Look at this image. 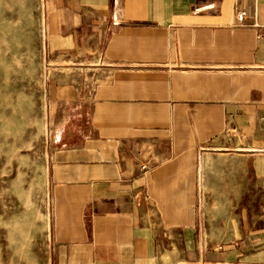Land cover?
<instances>
[{"label": "crops", "instance_id": "obj_1", "mask_svg": "<svg viewBox=\"0 0 264 264\" xmlns=\"http://www.w3.org/2000/svg\"><path fill=\"white\" fill-rule=\"evenodd\" d=\"M44 15L69 57L47 90L44 264H264V0Z\"/></svg>", "mask_w": 264, "mask_h": 264}, {"label": "rangeland", "instance_id": "obj_2", "mask_svg": "<svg viewBox=\"0 0 264 264\" xmlns=\"http://www.w3.org/2000/svg\"><path fill=\"white\" fill-rule=\"evenodd\" d=\"M45 5L0 0V264L47 258V90L69 57L47 49Z\"/></svg>", "mask_w": 264, "mask_h": 264}, {"label": "built area", "instance_id": "obj_3", "mask_svg": "<svg viewBox=\"0 0 264 264\" xmlns=\"http://www.w3.org/2000/svg\"><path fill=\"white\" fill-rule=\"evenodd\" d=\"M245 16H246L245 11H237V13H236V18H237L238 22H242V20L244 19Z\"/></svg>", "mask_w": 264, "mask_h": 264}]
</instances>
